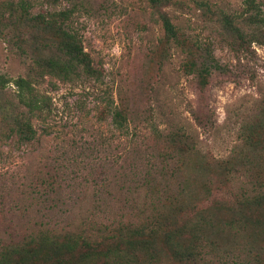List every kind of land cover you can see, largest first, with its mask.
Returning <instances> with one entry per match:
<instances>
[{"label":"rangeland","instance_id":"1","mask_svg":"<svg viewBox=\"0 0 264 264\" xmlns=\"http://www.w3.org/2000/svg\"><path fill=\"white\" fill-rule=\"evenodd\" d=\"M20 1L28 16L6 26L8 14L20 16ZM255 1L264 15V0ZM241 9L242 0H168L157 8L147 0H0V247L38 230L79 232L135 222L146 194L205 206L226 197L227 189L250 193V182L264 183V33L240 49L221 29L222 15L232 18ZM62 11L66 19L59 17ZM160 14L180 42L166 39ZM51 15L55 24L48 27ZM60 22L76 34L97 74L63 82L43 77L34 86L42 109L28 112L14 82L26 76L35 54L52 52ZM203 58L219 68L210 69L201 86L193 70ZM115 106L128 113L122 132L110 120ZM19 111L30 118V142L14 133ZM178 130L191 140L180 141L179 161L166 159L160 168L166 143L157 135ZM251 155L262 156L263 164L236 162L227 171L230 156L244 161ZM174 208L162 211L168 222L178 219ZM225 212L219 208L214 216L226 219ZM250 212L264 218V207ZM156 235L154 244L163 249L162 235ZM260 238L255 247L262 251ZM218 241L236 257L248 254L250 241L242 232ZM47 256L42 251L37 264L50 262Z\"/></svg>","mask_w":264,"mask_h":264},{"label":"trees","instance_id":"2","mask_svg":"<svg viewBox=\"0 0 264 264\" xmlns=\"http://www.w3.org/2000/svg\"><path fill=\"white\" fill-rule=\"evenodd\" d=\"M147 2L157 8L162 7L168 0H147ZM27 7L20 1L18 4L20 16L14 12L8 14L5 17L6 26H11L22 17L25 19L28 16ZM58 14L62 19H66L68 13L62 11ZM52 16L45 22L48 27H53L55 24ZM158 17L166 39L174 44L180 42L177 30L166 15L160 14ZM28 18L30 21L34 20L33 17ZM221 20L223 25L221 29L227 36L234 37L238 41L237 46L240 49H245L251 42H255L261 33H264L263 11L255 0H242L240 13L233 15L232 18L222 15ZM41 23L45 24L43 20ZM238 23L244 29L236 27ZM60 24L61 22L54 28V31L61 37L56 45H50L55 47L52 52L50 50L42 52L40 57L32 51L36 57L31 62L26 76L18 77L14 82L17 88L16 98L21 105L28 106V112L32 110L39 112L42 109L40 95L34 86L43 77L49 76L63 82L74 75L82 74L85 77H93L97 74L90 58L80 46L76 34ZM18 49L22 47L19 46ZM34 50L40 51L39 49ZM206 59L203 58L193 70L201 86L206 83L209 70L219 68L212 61L213 58L208 62H205ZM192 66L191 62L186 64L187 70L191 71ZM109 116L116 130L122 132L127 129L128 113L123 108L113 107L109 111ZM194 119L197 122L200 121L198 116H194ZM12 122L16 123L14 133L20 140L30 142L34 139L35 133L30 124V118L25 115V112H17ZM157 136L162 137L166 143V149L161 158L165 160L160 161L162 163L160 168H165L163 163L166 159L179 161L177 158L180 156L175 158L174 154L181 149L180 141L191 140L190 135L179 130ZM234 153L238 154V152ZM239 157H229L228 172L238 165L236 162L249 166L250 161L257 160L260 164L264 156L254 158L251 155L244 156V161L236 160ZM250 184L253 186L250 193L247 191L231 192L227 189V192H224L228 194L226 197L214 198L210 200L209 205L205 206L184 203L182 198L177 200L160 193L152 196L146 194L148 203H144L141 210L135 209L140 210L136 214L139 220L135 222L117 221L110 224L111 226L91 225L89 229L79 232L54 233L49 230H38L36 233L23 236L16 242L2 244L0 264H37L39 254L44 250L51 261L40 260L42 264H50L52 261L53 264H264V250L260 252L255 247L257 241H262L260 237H264V218L259 214L254 215L255 212H250L253 208L264 207V183L256 181ZM142 185L148 187L149 183L145 182ZM150 193L153 194L152 191ZM170 206L175 207L171 210L178 215V219L173 222H168L162 213L164 208L168 209ZM219 208L227 211L225 212L226 219L215 218L214 212ZM230 232L234 235L241 232L248 235V241L251 244L249 242L246 257H236L220 248L219 235H226ZM158 233L163 238V249L157 248L154 244Z\"/></svg>","mask_w":264,"mask_h":264}]
</instances>
